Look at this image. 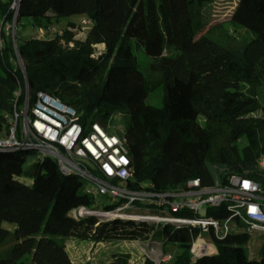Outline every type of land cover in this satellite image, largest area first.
Listing matches in <instances>:
<instances>
[{
    "label": "trees",
    "instance_id": "16d2710c",
    "mask_svg": "<svg viewBox=\"0 0 264 264\" xmlns=\"http://www.w3.org/2000/svg\"><path fill=\"white\" fill-rule=\"evenodd\" d=\"M15 2L0 0V136L26 92L30 108L42 91L72 106L80 119L96 120L125 138L132 175L122 186L129 190L174 191L195 178L222 186L231 175L250 178L264 189V105L258 100L264 83V0H235L223 12L215 0ZM70 15L91 20L83 39L74 37V21L53 36L18 37L22 17L40 28ZM227 23L251 37L241 45L216 40L212 33ZM8 24L15 27V42ZM140 48L150 59L145 73L133 54ZM117 116L121 122L115 123ZM187 144L206 146V175L194 163L175 161ZM19 175L31 178V185L19 181ZM88 187L79 176L61 173L52 157H38L34 150L0 151V264H75L66 246L52 238L57 235L160 241L162 248L174 247L172 264H264V232L257 236L261 255L254 258L244 246L257 231L241 226L205 238L187 225L74 216L81 206L96 208L98 195H90ZM104 196L106 210L126 201ZM225 206L204 207L196 214L224 218ZM156 210L152 203L133 201L126 211ZM192 236L211 241L217 253L192 262ZM138 262L157 264L147 256ZM132 263L128 252H115L107 262Z\"/></svg>",
    "mask_w": 264,
    "mask_h": 264
},
{
    "label": "built area",
    "instance_id": "2783aa9c",
    "mask_svg": "<svg viewBox=\"0 0 264 264\" xmlns=\"http://www.w3.org/2000/svg\"><path fill=\"white\" fill-rule=\"evenodd\" d=\"M81 24L88 28L91 20L82 18ZM20 149L34 150L38 157H52L61 173L75 174L86 180L89 183L87 192L92 196L101 194L126 200L112 210L81 206L72 211L74 216L91 214L173 227L187 225L196 227L198 236L205 238H209V233L225 235L239 226L264 232V189L254 180L231 175L228 183L222 186L195 178L187 181L185 188L174 191L129 190L122 186L132 175L125 138L108 132L96 120L80 119L72 106L45 92L36 94L30 108L26 92L20 108L13 111L8 131L0 136V151ZM259 165L263 166L262 160ZM133 201L152 203L157 210L153 213L127 212ZM223 204L229 212L224 218L196 214L201 208ZM185 211L193 212V216L178 214ZM139 247L157 264L172 258V254L163 250L160 241H139ZM189 250L192 262L217 253L211 241H198L193 236Z\"/></svg>",
    "mask_w": 264,
    "mask_h": 264
},
{
    "label": "rangeland",
    "instance_id": "374dc122",
    "mask_svg": "<svg viewBox=\"0 0 264 264\" xmlns=\"http://www.w3.org/2000/svg\"><path fill=\"white\" fill-rule=\"evenodd\" d=\"M235 0H215V5H218V11L227 10L230 6L233 5ZM211 18V17H210ZM208 19L205 24H208L210 21ZM82 17L79 15H70L68 17H63L58 21H52L49 26H41L36 28L32 25L30 18L22 17L17 26L18 37L22 39H28L31 37H49L57 34L60 30L66 27L68 21H74L78 23V26L74 29V37L78 40L83 39L87 28L84 27L81 23ZM1 22V20H0ZM9 29L16 31L13 24H8ZM40 29L42 32L40 33ZM51 30V33L48 31ZM213 37L216 40H219L222 43H228L232 45H241L244 38L249 39L250 33H247L243 28L238 26H233L230 23L222 25L219 29H216L212 33ZM102 45H98L96 49H102ZM133 54L136 59L138 68L142 72H146L149 67L150 59L144 54L143 49H134ZM158 94L154 95L151 98V102L157 104ZM258 100L264 105V83L258 88ZM121 122L119 116L116 117L115 123ZM204 144H187L182 150L178 152V155L175 157V161L183 163H194L197 165L203 175H206L205 169L202 164V156L205 149ZM16 178L28 185H31V178L19 175ZM87 183L84 182L83 190L85 191ZM109 202V199L104 195H98L96 197V208L103 209L104 206ZM3 226L11 228V224L8 222H3ZM236 230L240 229L239 227L235 228ZM259 232L251 233V240L245 244L244 248L247 253L254 258H259L261 255V241L257 238ZM58 243L64 244L66 250L68 251L71 258L74 260L75 264H107L110 259V256L115 252H128L132 257V264H137L138 258L140 256H145L142 250L139 247L138 240L130 239H102L99 241L82 239L73 236H52ZM163 249L172 254V258L163 264H172L174 262V254L176 253L174 247L171 244H165Z\"/></svg>",
    "mask_w": 264,
    "mask_h": 264
},
{
    "label": "water",
    "instance_id": "95a60500",
    "mask_svg": "<svg viewBox=\"0 0 264 264\" xmlns=\"http://www.w3.org/2000/svg\"><path fill=\"white\" fill-rule=\"evenodd\" d=\"M18 1H19V0H16V2L14 3V5L17 6ZM14 5H13V6H14ZM14 21H15V20H14ZM12 38H13V41L15 42V32H14V31H12Z\"/></svg>",
    "mask_w": 264,
    "mask_h": 264
},
{
    "label": "crops",
    "instance_id": "0c3cea01",
    "mask_svg": "<svg viewBox=\"0 0 264 264\" xmlns=\"http://www.w3.org/2000/svg\"><path fill=\"white\" fill-rule=\"evenodd\" d=\"M139 263V262H138Z\"/></svg>",
    "mask_w": 264,
    "mask_h": 264
}]
</instances>
